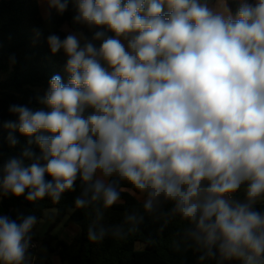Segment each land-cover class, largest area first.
<instances>
[{"label":"clouds","instance_id":"clouds-1","mask_svg":"<svg viewBox=\"0 0 264 264\" xmlns=\"http://www.w3.org/2000/svg\"><path fill=\"white\" fill-rule=\"evenodd\" d=\"M46 19L69 0H43ZM73 24L47 38L63 51L39 103L12 105L5 124L27 138L0 166V196L59 201L76 190L92 208L88 238L136 231L170 204L168 219L200 260L264 264V0H74ZM51 177V179H46ZM131 187L143 212L108 226L105 212ZM243 189V199L237 194ZM35 215H0V264H26Z\"/></svg>","mask_w":264,"mask_h":264},{"label":"trees","instance_id":"trees-1","mask_svg":"<svg viewBox=\"0 0 264 264\" xmlns=\"http://www.w3.org/2000/svg\"><path fill=\"white\" fill-rule=\"evenodd\" d=\"M227 3L235 13L237 0H227ZM75 14L74 0H69L62 15L51 12L52 28L48 30L40 15L39 0H0V166L11 158H19L21 150L27 146V138L19 132L14 133L18 143L14 146L9 143V129L5 124L17 119L10 113V106L42 107L39 101L51 77L60 74L67 79L63 70L66 57L50 52L48 36L56 34L64 39L68 31L79 30L91 37L88 29L73 24ZM80 191L78 180L76 190L64 193L58 202L48 197L29 202L24 196H0L2 216L19 222L22 216L35 215L39 221L46 210L54 209L55 220L41 244L50 253L58 250L62 264H216L215 260H200V253L183 234L185 222L179 217L168 219L170 204H163L152 215L144 214L136 231L128 232L125 228L123 235H109L100 242L90 241L88 229L94 212L92 208L75 206L74 200ZM121 192L118 204L105 212L103 222L108 226L121 224L126 212H143L142 202L135 198L137 193L130 186H122ZM256 209L264 212V204H257ZM65 217L79 228L72 246L49 234Z\"/></svg>","mask_w":264,"mask_h":264},{"label":"crops","instance_id":"crops-1","mask_svg":"<svg viewBox=\"0 0 264 264\" xmlns=\"http://www.w3.org/2000/svg\"><path fill=\"white\" fill-rule=\"evenodd\" d=\"M43 1L39 0V9H40V15L42 17V19L44 20V17H46V12H47V5L44 3H42ZM210 2L214 3L215 0H210ZM225 1L224 0H219L220 4H223ZM42 8H43V12L44 15H42ZM44 16V17H43ZM135 198L142 202L139 198H138V194H134ZM0 215H2V209L0 207ZM45 217V218H44ZM56 217V213H54L53 211H49L46 210L43 214V217L45 220V225H44V231L46 236V233L48 232V228L49 226L54 222ZM46 228V229H45ZM55 232V234H52V232ZM52 232H49L50 235L54 236L55 238H57V240L64 242L67 245H74L76 238L79 235V228L78 226H76L74 223L70 222L68 220V217H65L60 223H58L52 230ZM44 236L42 238H44ZM75 248L72 249V254L75 253ZM47 255L45 256H41L39 254H37V262H35V264H62L60 257H59V251H55L53 253H50L47 251ZM26 264H30V263H26ZM226 264H239L238 261H229L226 262Z\"/></svg>","mask_w":264,"mask_h":264},{"label":"rangeland","instance_id":"rangeland-1","mask_svg":"<svg viewBox=\"0 0 264 264\" xmlns=\"http://www.w3.org/2000/svg\"><path fill=\"white\" fill-rule=\"evenodd\" d=\"M43 1V0H41ZM44 4V2H42ZM42 15H44L43 12V8H42ZM44 17V16H43ZM44 28L51 30L52 28V22L51 19H46V17H44ZM67 30V29H65ZM89 31V30H88ZM91 32V31H89ZM60 55L66 57L63 53V51L59 52ZM0 79H2V77L0 76ZM244 193H243V189H241V191L237 194V197L240 199H243ZM259 204V203H258ZM49 211H53L54 213H56V211L54 209H49ZM45 218V217H44ZM42 218L38 221V223L33 227L32 231H31V241L30 244H34L35 245V252H32L29 248L27 250L26 253V263H30V262H37V254L41 255V256H45L47 255V251L45 250V248L42 246L41 244V240L43 239L42 237L45 235L46 230L44 231V225H45V219ZM46 229V228H45ZM53 230V229H52ZM52 230L50 232H52ZM48 231V230H47ZM52 234H55V232L53 231ZM45 237V236H44Z\"/></svg>","mask_w":264,"mask_h":264},{"label":"built area","instance_id":"built-area-1","mask_svg":"<svg viewBox=\"0 0 264 264\" xmlns=\"http://www.w3.org/2000/svg\"><path fill=\"white\" fill-rule=\"evenodd\" d=\"M29 249L32 251V252H35L36 248H35V245L34 244H30L29 245ZM30 264H35L34 262H30Z\"/></svg>","mask_w":264,"mask_h":264}]
</instances>
